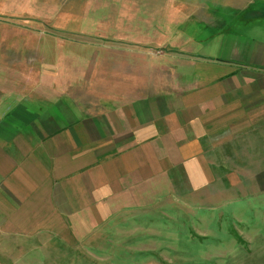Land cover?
Returning a JSON list of instances; mask_svg holds the SVG:
<instances>
[{"label":"crops","instance_id":"crops-1","mask_svg":"<svg viewBox=\"0 0 264 264\" xmlns=\"http://www.w3.org/2000/svg\"><path fill=\"white\" fill-rule=\"evenodd\" d=\"M217 1L252 21L244 47L238 33L209 35L194 6L207 0H66L53 6V21H63L55 29L96 41L51 36L38 68L0 63L10 70L0 75L3 243L79 238L81 227L110 223L139 190L164 181L181 196L212 197L224 185L264 194V40L255 34L264 33V0ZM156 49L153 68L172 75L136 77ZM67 51L77 54H59Z\"/></svg>","mask_w":264,"mask_h":264},{"label":"rangeland","instance_id":"rangeland-1","mask_svg":"<svg viewBox=\"0 0 264 264\" xmlns=\"http://www.w3.org/2000/svg\"><path fill=\"white\" fill-rule=\"evenodd\" d=\"M64 1L0 0V63L8 65L20 59L27 71L28 65L38 68L47 59L44 40L51 36L75 43L96 41L55 29L54 24L63 21H53V6ZM209 1L194 5L199 21L212 25L209 35L216 41L226 32L238 33L235 39L244 47L245 28L252 21L246 24L241 17L234 18L232 6L222 7L226 2ZM193 8L191 5L190 10ZM194 22L187 20L189 26L195 27ZM255 34L264 40L260 30ZM16 42L25 47L32 44L33 49L19 52L12 48ZM158 53L157 49L147 51L151 66L148 70L135 67V76L143 74L142 80L153 81L172 75V68H153ZM59 54L69 58L77 53ZM90 56L94 59L99 52L88 53L87 59ZM3 70L10 71L0 67L3 76ZM148 86L153 90L158 84ZM161 86L168 91L173 84ZM171 187L172 182L164 181L139 190L117 218L101 227L94 223L81 227L79 238L39 234L6 238L4 243L0 239V264H264V194L235 195L236 189L224 185L212 197L197 198L176 195ZM224 194L229 196H216Z\"/></svg>","mask_w":264,"mask_h":264}]
</instances>
